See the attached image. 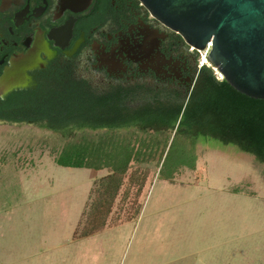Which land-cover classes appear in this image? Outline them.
Masks as SVG:
<instances>
[{"label":"rangeland","instance_id":"rangeland-1","mask_svg":"<svg viewBox=\"0 0 264 264\" xmlns=\"http://www.w3.org/2000/svg\"><path fill=\"white\" fill-rule=\"evenodd\" d=\"M104 132L75 130L73 138ZM184 139L171 162L191 160ZM68 140L0 122V264H264V167L252 156L201 140L195 170L173 183L152 172L137 219L74 238L108 171L56 164Z\"/></svg>","mask_w":264,"mask_h":264},{"label":"flooded vegetation","instance_id":"flooded-vegetation-1","mask_svg":"<svg viewBox=\"0 0 264 264\" xmlns=\"http://www.w3.org/2000/svg\"><path fill=\"white\" fill-rule=\"evenodd\" d=\"M198 59L139 0H0V122L75 131L78 100L187 101Z\"/></svg>","mask_w":264,"mask_h":264},{"label":"trees","instance_id":"trees-1","mask_svg":"<svg viewBox=\"0 0 264 264\" xmlns=\"http://www.w3.org/2000/svg\"><path fill=\"white\" fill-rule=\"evenodd\" d=\"M77 102L75 130L105 132L92 139L73 138L74 131L55 127L56 133L69 139L55 163L66 168L107 170L108 174L95 183L84 226L74 238H87L137 219L152 172L159 171V176L173 183L183 169L195 170V146L201 140L233 146L264 167V100L241 94L225 79H218L213 67L200 68L187 101L148 102L138 109L113 98L94 97L82 101L81 107ZM123 129L135 131L119 133ZM169 134L174 136L170 146ZM179 137L186 138L188 147L192 144L187 151L191 160L174 163L171 153ZM119 197L121 202L114 211Z\"/></svg>","mask_w":264,"mask_h":264},{"label":"water","instance_id":"water-1","mask_svg":"<svg viewBox=\"0 0 264 264\" xmlns=\"http://www.w3.org/2000/svg\"><path fill=\"white\" fill-rule=\"evenodd\" d=\"M184 42L204 50L238 92L264 100V0H139Z\"/></svg>","mask_w":264,"mask_h":264},{"label":"built area","instance_id":"built-area-1","mask_svg":"<svg viewBox=\"0 0 264 264\" xmlns=\"http://www.w3.org/2000/svg\"><path fill=\"white\" fill-rule=\"evenodd\" d=\"M190 48H191V51H197L199 53L198 62H199L200 68H202L204 66L212 67L210 62H209V59L207 58V57H209V54L212 50V43L211 42H209L207 44V46L204 50H199V49H196L195 47H192V46H190ZM215 72H216L218 79H220V80L224 79V77L222 76L221 73H219L217 70H215Z\"/></svg>","mask_w":264,"mask_h":264}]
</instances>
